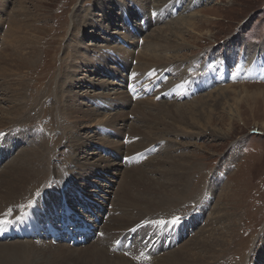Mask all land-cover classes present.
Wrapping results in <instances>:
<instances>
[{"label": "rangeland", "instance_id": "rangeland-1", "mask_svg": "<svg viewBox=\"0 0 264 264\" xmlns=\"http://www.w3.org/2000/svg\"><path fill=\"white\" fill-rule=\"evenodd\" d=\"M176 1H179L177 6L170 8L166 5L159 11L163 0H0V53L9 46L18 47L21 55L33 49L36 53L28 68H17V62H12L10 67H6L8 70H0V117L7 116L13 104L19 102L27 111L18 115L14 123H20L24 127L22 132L28 134L24 142L22 139L11 141L13 147L6 160L0 163V171L28 146L27 142L34 143L33 139L38 142L40 137L43 138V153L47 155L51 177L64 179L75 172L81 179L80 183L88 182V188L93 186L104 192L103 196L102 193L98 195L103 212H106L102 213L105 214L102 223L112 216L118 217L121 210L128 215L135 214L136 210L127 206L129 204H123L120 209L117 204L120 197L124 200L126 196L124 201L128 199L129 202L134 196L146 198L150 193L157 201L162 198V193L169 191L167 186L174 183L169 181L171 176L187 173L184 199L176 200L177 206L168 204L167 207L172 212L166 220L170 226L168 236L175 238L181 235V238H175L173 247L160 250V255L181 245L190 246V241L201 238V235L207 243H214L217 233L224 234L228 228L230 237L226 238L221 249L215 248L217 257L209 264H264V79L237 78L233 66V63L239 64L246 58L244 56L252 55L251 47L259 44V49L264 42V0H170L169 4ZM187 14L197 15L188 19L193 25L190 32H185L184 28L174 30L178 27V19ZM164 28L176 33V36H169L171 47L183 46L171 51L167 49L164 56L168 57L170 64L156 68V72L146 80V74L136 70L141 63L136 61L137 55L140 47L153 39L158 29ZM230 53H233L234 62H230ZM100 54L103 57L109 55L113 60H109L106 70L97 71ZM260 56L259 50L258 59ZM121 57L125 59H120L118 64ZM114 63L117 65L113 67ZM117 67V78L113 79L107 69ZM220 68H225L226 80L219 81L218 77L216 81L209 82L208 69L214 75ZM129 74L133 81L131 84L137 90H141L145 82V94L136 99L133 98L135 94L130 95V100L123 93L127 80L124 78ZM203 77H207L204 80L209 83L200 86ZM156 79L158 81L154 82ZM149 81L157 83V86L148 85L146 82ZM211 84L213 86L208 90L207 86ZM151 86L153 95H147L146 89ZM225 87H231L225 101L212 109L200 111L193 121L186 123L165 117L160 122L150 121L156 125L153 132L144 129L139 115L131 111L132 105L142 100L151 104L190 105L209 91ZM170 89L177 92H168ZM10 93L16 95L15 99L9 96ZM107 93L112 97L111 102L117 104L111 112L104 114L105 108L100 106L102 100L107 102ZM63 108L69 114L64 115ZM91 110L99 112V115H88ZM102 115L106 116L103 118ZM88 118L95 120L91 122ZM99 119L100 124L96 123ZM110 119L114 124L109 122L107 125ZM121 124L126 125L125 130H118ZM131 127L139 128L146 137L134 136V140L131 139L126 132ZM4 136L0 139L4 140ZM139 137L148 139L152 153L141 158L140 164L124 167L130 157L136 161V153L130 154L127 149H132L131 144H135ZM37 142L33 145L37 146ZM119 143H123L125 149ZM6 144L9 148L10 142L5 140ZM113 150L122 152L123 155H119L123 159L115 156ZM105 163L115 167H105ZM176 164L186 171L176 169ZM139 166L147 179L140 182V186L129 185L124 170ZM78 183L73 179V182L62 184L63 187L60 183L47 185V190L51 189L55 198L44 208L37 209L41 223L50 221L48 215L54 210L55 218H58L57 211L63 199L71 211L87 221L84 216L92 212L91 209L81 208L73 198L89 203L90 198L97 197V194L83 189ZM147 185H152V192L144 190H150ZM16 213L5 210L0 214L11 219ZM196 214L199 215L198 223L192 226L195 225L192 217ZM174 218L186 223V230L179 232L181 223L173 227ZM131 219L133 222L137 220ZM209 229L214 230V238L207 237ZM102 233L101 229L93 230L82 245L53 240L44 230L34 237H0V247L5 248L0 250V264H95L90 253L99 247L95 239H99L98 235L102 236ZM141 238L150 241L158 235ZM9 249H15L16 255ZM109 252L110 255H118L117 251L109 249ZM193 253L208 257L197 248ZM127 262L133 264L130 260Z\"/></svg>", "mask_w": 264, "mask_h": 264}, {"label": "bare ground", "instance_id": "bare-ground-1", "mask_svg": "<svg viewBox=\"0 0 264 264\" xmlns=\"http://www.w3.org/2000/svg\"><path fill=\"white\" fill-rule=\"evenodd\" d=\"M169 1L170 0H163L162 5L159 6L160 7L159 11H161V8L165 7L166 5L170 8H173L174 5L177 6L179 4V1H176L175 4H173V3L169 4ZM154 9H156V8H154ZM195 17H197L196 14H187L185 16H182L181 18L178 19V22H177L178 27H176L174 30H182V28H184L185 32L186 31L190 32V30L193 28V25H192V23H190V21H188V19H193ZM148 22H149V20H148ZM169 29L170 28H164L162 30L158 29V32L156 33L157 35L156 34H155L156 36L153 35V37L155 36L153 39H151L147 44L140 47L141 48L140 53H138L136 61L137 62L140 61L141 63L139 62L140 63V64H138L139 67H137L136 70H142L143 73L146 74V80H148L154 74V72H156V70H155L156 68H163L164 66H167L168 64H170L168 57L164 56V54H167L166 53L167 49L171 51V50H174L175 47L179 46V45H175V46L172 45L173 47H171V41H170L171 39L169 38V36H172V37L176 36L175 35L176 33L175 32L171 33L169 31ZM168 33H169V35H168ZM127 37H128V35H127ZM130 39H132V37ZM20 40L22 41L21 38H20ZM164 46H166V48L162 49V47H164ZM169 46H170V48H167ZM182 46L183 45H180L179 47H182ZM258 46H259V44L251 47L253 49V53L250 57H249V55L244 56L246 58L242 59L239 62V64L234 65V63H233L235 76H237V78L238 77L239 78H251L253 80L264 79V42L261 44V48L258 49ZM157 47H159V48H157ZM244 50H246V49H244ZM259 50L261 51V56L258 59V51ZM35 54L36 53L33 49V51H30L26 54L21 55V53L18 51V47H14V46L10 47L9 46V48L7 47L6 50L4 49L0 53V70H2V69L5 71L8 70V68H6V67H10L12 62H17L16 63L17 68L18 67L19 68H21V67L28 68L32 64V62H31L32 59L36 57ZM104 56L105 57H103L101 54L99 55V59L97 60L98 61L97 71H102L103 69L106 70V67L110 64L109 60H113V57H110L109 55H104ZM232 56H233V53H230V60H231L230 62H232V61L234 62V59H232ZM120 59L124 60L125 58H123V57L118 58V64L120 63L119 62ZM125 61H127V59ZM114 65H117V64L114 63L113 67H114ZM112 68L107 69V70L112 72V73L111 72L109 73V71H108L109 76H111V78H113V79H116L117 75H116L115 71L118 72L119 69H118V67L116 69H112ZM151 68H153V69H151ZM129 69H130V67H129ZM149 69H151V70L148 72ZM224 69L223 68L218 69L220 71L219 72L216 71L214 73V75H212V73L208 69L207 77L209 78V81L210 80L216 81V79L218 77H219V81L226 80V76H225L226 72L224 71ZM126 70H128V69H126ZM133 70H134V67H133ZM216 73H220V75L216 76L215 75ZM235 76L233 74V77H235ZM207 77H203V81L201 82L202 84L201 83H200L201 85L199 84L200 86H204L205 84H207V82L204 80V78H207ZM229 77H230V75H229ZM130 78H131L130 74L126 78H124L125 80L126 79L127 80L126 81L124 80L125 86H124L123 90L125 92H123V93L127 97H129V98H127L128 100L132 99V98H130V95L135 94V96L133 98L136 99L139 96L145 94V93H143V91H144L143 88H145V82L143 81V84H144L143 88H141V90H137L136 86L131 84L132 78L131 79ZM136 78H139V77H136ZM155 81H158V79H156ZM226 82H228V81H226ZM146 83L148 85L151 84L150 81L146 82ZM151 85H153V87H156L157 83L151 84ZM194 87H197V86H194ZM230 88L231 87H225V88H221V89L217 88V90L213 89V90L209 91L208 93L204 94V96L201 97V99L199 98V100L193 101L192 103H190V105L184 104V106L173 105L170 103H159V104L152 103L151 104L150 102H147L146 100L145 101L142 100V102L134 103V105H132L131 111L134 114L139 115L140 122L142 123V127L144 129H148L149 132H151V131L153 132L156 125L155 124L152 125L150 121L154 120V121L160 122V121H163V117L169 118V119H171L177 123H180V122L186 123V121H189V120L193 121L194 116L199 115V113H201L200 111L207 110L206 108L212 109V107H215L216 104L218 105V104H220V102L225 101L226 98L228 97L227 92ZM146 91L145 92L147 93V95H153L154 89L152 87H150V88H147ZM171 91L174 93L175 89H170L168 92H171ZM176 92L177 91H175V93ZM165 93H167V91H165ZM165 93H164V95H165ZM156 94H154V96ZM10 95H11V98L13 97L15 99L16 95H14V94L12 95V93H10L9 96ZM123 97H124V95H123ZM123 97H115V98H122L123 99ZM166 98H169V97L166 96ZM105 99L107 102L103 103L104 100H102L101 106H100L103 109L105 108L104 114L107 111L111 112L116 107V104H117L116 102L115 103L111 102L112 97H109L108 93L105 95ZM202 100H204V101H202ZM88 101H90V100H88ZM150 101H152V100H150ZM198 101L200 104L197 103ZM90 102H92V104L95 103L94 100H91ZM125 102L128 103L127 100ZM129 102L132 104L131 101H129ZM183 107H185V108L183 109ZM32 110H33V108H32ZM152 110H153V112H152ZM26 111L27 110L25 108H22V106L19 105V102H18V103L13 104L12 109L10 112H8L7 116H5V117L3 116L4 118L0 117V132L2 131L0 136L5 135L3 137L4 140L0 139V163L2 162V160L4 162L6 160V157L9 155V153L13 147V146H11L13 144V143H11V141H14V140L19 141L22 139V142H24V140H26V137H28V134H26V131H25V133L22 132V128H24V127L21 126V124L18 122L14 123L17 119L16 117L18 115H22ZM63 113H64V115L69 114L67 111L64 110V108H63ZM84 113H86V111ZM88 115L98 116L99 112L91 110V111H89ZM105 116L106 115H104V116L102 115L103 118ZM106 119H107V117H106ZM88 120L91 122L93 120V122H94L95 119L94 118H91V119L88 118ZM99 120L96 123L100 124L101 120L100 121ZM109 122L111 124H114V121H112L110 119L108 121L107 125H110ZM106 127H110V126H106ZM120 127L121 128H118V130H125L126 125L121 124ZM140 131L141 130H139V128L131 127L126 132L129 133L130 134L129 136L131 137V139L133 138V140H134V136H136V137L137 136H145L144 132H140ZM35 137H36V139L38 138V136H35ZM145 137H143V138L145 139ZM137 139H138L137 142H134L135 144H131V147L133 146V148L131 149L128 147L129 149H127L130 154L136 153V161H135V159L130 157L128 163L126 162V165L124 167H126L127 165H131L133 163L140 164L141 158L152 153L153 149H151L152 147H149V146H151V143L150 144L148 143L149 142L148 139L144 140V139H141L140 137ZM5 140H6V143L10 142L9 148H8L7 144L5 145ZM109 140L111 142H114V141H112V139H109ZM156 141L159 142L160 138L157 137ZM32 142L36 143L37 141L36 140L34 141V139H33ZM34 143H31V141L29 143L27 142L28 146L25 149L21 150L20 153L15 157V159H13V161L11 163H8L3 168L4 169L3 171H0V213L2 214V212L5 210H7L8 213L10 211H17L16 215H14V218H17L23 212V211L18 212V210H23L27 206H30L31 209H34L36 207L46 205L49 201H52L55 198L54 192L51 189H48L49 191L47 190V188H49L47 185H50V184L56 185V184L60 183L59 185L62 186V184H64L65 182H68V181L73 182V179H74V183L76 181H78L79 182L78 184L82 188L84 187L85 189L86 188L90 189L91 192L97 194V197H95V198L91 197L90 198L91 203L90 202L89 203H87V202L83 203V202H81L80 199L73 198V201L79 203V205H81V208L91 209L92 212L85 214L84 217L87 218V222H89V224L92 227H94L98 231H100V229L103 231V233H102L103 235L102 236L98 235L99 239L98 238L95 239L96 243L100 244L101 246L99 245V247L94 248L90 253L91 260H93V262L95 264H130L129 262H127L129 260L133 264H207V263L209 264L211 261H215V259L217 257L215 248L220 247L219 249H221L223 244L226 241V238L230 237L229 236L230 229L227 228L224 234H218L217 233L218 237L217 238L215 237L216 239H214L215 240L214 243H212V242L207 243V239L201 235V238H198V239L195 238V240H191L190 246H186V244L181 245V246L177 247V249H174L171 251L169 250V251H166L165 253L163 252V254L160 255V253H159L160 250H162V249L164 250L165 248L169 249V248L173 247V245L175 244V242H174L175 238H181V235H177V236H175V238H172V240L170 242H167V247L164 246V245H166V242L164 240L169 239L168 234H169V230H170V226L167 224L166 220H168L170 218V216H171L170 213H172V212L167 210L168 209L167 207H169L168 204H171V206H177L178 200L181 199L183 196H185L184 191L187 188L186 185H188V180H187L188 177L186 176L187 173L183 174V173L179 172V174L177 173V175H175V173H176L175 170L173 171L170 169L171 171L175 172V173L172 172L175 176L174 177L171 176L172 179L169 181H174V183L171 182L172 185L167 186V188H169V191H165L164 193H162V195H163L162 198L158 199L157 201H156V199L154 201V198H156V197L152 196L150 193H149V195L152 198H149L150 196L149 197L146 196V198L134 196L132 199H129L130 200L129 202H128V199L126 201H124L126 196L124 197V200L122 199V197H120V202L118 201L119 203H117L118 206L120 207V209L122 207H124L123 204H129L127 206H130L133 208V210H136L135 214L133 216L128 215L126 213V211L121 210L118 217L112 216V217L108 218L109 216H107L106 219L108 218V221L105 220L106 222H104L105 223L104 224V223H102L103 222L102 216L105 214H102V213H106V212H103L104 210L102 209V206H103L102 201L100 200V198H98L99 193H102L101 195L103 196L104 192L101 191L100 189H98V190H97V188L95 189V187H93V186L88 188V185H87L88 182L85 184L80 183L81 179H79L78 176H76L77 174L75 172H72L71 174L67 175V177L64 179L62 177H57V178L51 177V175H52V174H50L51 168L49 165L47 166V163H46L47 155L44 156V153H43L45 140H43V138L41 139V137H40L38 142H37V146L33 145ZM107 143H109V142H107ZM130 143L131 142L129 141V146H130ZM14 144H17V143H14ZM119 145L121 148L125 149L123 143H119ZM147 147H149V148H147ZM7 148H8V150H7ZM142 150H144V151L141 152ZM113 152L115 153V156L120 157L121 160L123 159L120 156V155H123V154H121L122 152L114 151V150L112 151V153ZM137 152H139V153H137ZM125 153H126V151H125ZM121 160H120V162H121ZM104 166L105 167L108 166L109 168H112L111 166L115 167L114 164L108 165L106 163ZM174 166L176 169H179L182 172H184V170L186 171V169H184V168H179L180 167L179 165L177 167V164ZM67 171H69V170H67ZM171 171L169 173H171ZM142 172H143V170L141 169V166H139L135 169H128V170L126 169V170H124L123 173L125 174L124 177L126 176L128 178L127 181H128L129 185L130 184H132V185L137 184V186H140L141 185L140 182L144 183V181L147 179L146 174H145V176H143ZM90 173H91V170L89 171V174ZM70 175H71L72 179L70 178ZM76 177L78 179H76ZM86 181H89V180H86ZM146 184H147V182H146ZM152 185H153V183H152ZM152 185H150V186L147 185V186H148V188H150ZM72 186L73 185H71V187ZM143 186H144V184H143ZM144 187H146V186H144ZM158 189H160V188H158ZM144 190L146 192H148V191L152 192L151 188H150V190H148L146 188ZM46 192H48V193L46 194ZM160 194H161V192H160ZM183 199L184 198H182V200ZM176 200H177V202H176ZM113 206H115V205L113 204ZM1 214H0V227H2L5 224L4 221L6 220V218H3ZM196 215L197 216L192 217L194 219V222H195V225L193 224L192 226H196L198 223L197 218L199 215L198 214H196ZM28 217H30V215H28ZM99 217L101 219L97 220ZM132 217L136 218L137 220L133 222L132 220H134V219H131ZM95 219L97 220V222H93V220L95 221ZM193 219H192V221H193ZM216 219L218 221L220 220V218H218V217H216L215 220ZM188 222H190V220ZM179 223L182 224L181 228L179 229V232L182 231V229L186 230V227H185L186 223H182L181 221H179ZM205 226H206V224L204 225V227ZM130 227H132V229L128 230V229H130ZM173 227H175V225ZM177 227H178V225L176 226V228ZM81 228H82V226H81ZM204 230H205V228H204ZM124 231H126V232H124ZM205 231H207V230H205ZM134 232H135V234H134ZM207 234H208V236H207L208 238H210V237L214 238V230L209 229ZM144 235H150V236L158 235V238H157V240L155 239L156 242L154 240V242L151 243L154 238L150 241L144 240V238H141V236H144ZM138 236H140L139 239H138ZM132 237H134V238H132ZM131 238H132V243L130 245L129 242H130ZM160 238H162L163 240ZM112 240H113V242H112ZM23 242H28V241H23ZM103 243L105 245H103ZM114 247H115V250L118 251V255H110L109 249H112ZM1 248L3 250L4 247L1 246L0 250H1ZM104 248L106 249L107 252L104 251ZM196 248L198 250L200 249L201 252L207 254L208 257L205 258V257L197 256L196 254H194L193 252H194V250H196ZM9 250H11V249H9ZM29 250H31V249L29 248ZM11 251H14V253H13V255H14L16 250L12 249ZM27 254H28V252H27ZM111 256L117 257V259L110 258ZM118 256H122V258H118ZM194 256H196V257H194ZM253 264H254V262H253Z\"/></svg>", "mask_w": 264, "mask_h": 264}, {"label": "snow or ice", "instance_id": "snow-or-ice-1", "mask_svg": "<svg viewBox=\"0 0 264 264\" xmlns=\"http://www.w3.org/2000/svg\"><path fill=\"white\" fill-rule=\"evenodd\" d=\"M172 223H173V225L179 223V218H174V219L172 220Z\"/></svg>", "mask_w": 264, "mask_h": 264}]
</instances>
